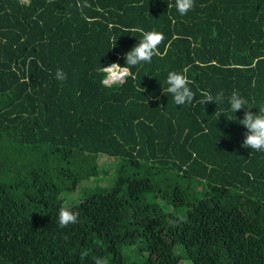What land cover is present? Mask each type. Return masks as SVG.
Returning a JSON list of instances; mask_svg holds the SVG:
<instances>
[{"label":"trees","instance_id":"trees-1","mask_svg":"<svg viewBox=\"0 0 264 264\" xmlns=\"http://www.w3.org/2000/svg\"><path fill=\"white\" fill-rule=\"evenodd\" d=\"M194 5L0 0V264H264V152L228 101L264 107V0ZM140 29L163 33L159 55L105 82Z\"/></svg>","mask_w":264,"mask_h":264},{"label":"clouds","instance_id":"clouds-1","mask_svg":"<svg viewBox=\"0 0 264 264\" xmlns=\"http://www.w3.org/2000/svg\"><path fill=\"white\" fill-rule=\"evenodd\" d=\"M194 6V0H175L176 10L182 16L186 15ZM139 31L142 38L124 54L125 64L121 66L118 63H112L102 68L106 79L124 82L128 76L132 75L131 68L142 63H150L154 55H159V45L164 41L163 33L156 30L144 31L140 29ZM116 41L112 47H115ZM40 66L43 67L42 65ZM55 78L63 82L67 80V74L62 69L57 68ZM166 83L168 85L167 92L172 94L175 104H193L196 94L189 87L191 81L183 72L169 71ZM141 90L142 92L144 91L143 88ZM200 94L203 99L198 102L202 104L215 102L220 105L224 100L223 92L213 96L210 92L201 90ZM228 101L233 113L241 109H249L244 112L243 118L239 120V123L247 129L244 133L242 146L258 152H264V107H259L258 114L253 113L250 110L252 107L246 106L248 102L235 91L230 95ZM227 119L234 120L231 116H227ZM206 131L207 129H205ZM78 217V212H74L67 207H61L58 213V224L60 227H67L70 224L77 223ZM96 264H103V262L100 258H97Z\"/></svg>","mask_w":264,"mask_h":264},{"label":"rangeland","instance_id":"rangeland-1","mask_svg":"<svg viewBox=\"0 0 264 264\" xmlns=\"http://www.w3.org/2000/svg\"><path fill=\"white\" fill-rule=\"evenodd\" d=\"M103 159H104L105 161H107V162H108V161L110 162V160H112V158L107 157L106 155H102V156H101V160H103ZM112 162H113V161H112ZM92 184H93V183H89L88 186H89V185H92ZM141 242H142V240H141V239H138V240H136L135 244H136V245H141ZM126 250H127V248L124 249V251H126Z\"/></svg>","mask_w":264,"mask_h":264},{"label":"built area","instance_id":"built-area-1","mask_svg":"<svg viewBox=\"0 0 264 264\" xmlns=\"http://www.w3.org/2000/svg\"><path fill=\"white\" fill-rule=\"evenodd\" d=\"M21 1H28V0H21ZM109 66V65H108ZM107 67V66H106ZM105 82L107 83H114V82H118V81H113V80H110V79H106L104 80Z\"/></svg>","mask_w":264,"mask_h":264}]
</instances>
